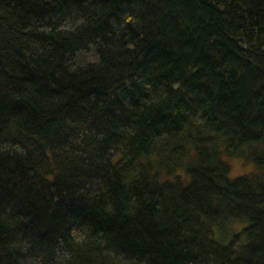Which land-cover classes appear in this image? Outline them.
I'll return each instance as SVG.
<instances>
[{"label":"trees","instance_id":"obj_1","mask_svg":"<svg viewBox=\"0 0 264 264\" xmlns=\"http://www.w3.org/2000/svg\"><path fill=\"white\" fill-rule=\"evenodd\" d=\"M0 264H264V0H0Z\"/></svg>","mask_w":264,"mask_h":264},{"label":"rangeland","instance_id":"obj_2","mask_svg":"<svg viewBox=\"0 0 264 264\" xmlns=\"http://www.w3.org/2000/svg\"><path fill=\"white\" fill-rule=\"evenodd\" d=\"M231 164H232V171L230 173L231 176H235V175H238V174H242L244 172H247V171L251 170V168H252L251 165L244 164V163H242L238 159H232L231 160ZM244 225H245V222H238L236 224H233L232 227H231V229H229L228 236L230 235V233L239 230ZM226 236H227V234H226Z\"/></svg>","mask_w":264,"mask_h":264}]
</instances>
